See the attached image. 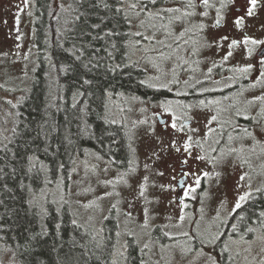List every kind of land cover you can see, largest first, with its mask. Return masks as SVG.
<instances>
[{"label": "rangeland", "instance_id": "obj_1", "mask_svg": "<svg viewBox=\"0 0 264 264\" xmlns=\"http://www.w3.org/2000/svg\"><path fill=\"white\" fill-rule=\"evenodd\" d=\"M132 3L138 0H125L124 3L132 18L129 32L140 31L155 39L129 36L128 61L143 71L148 86L163 89L168 95L154 97L127 92L108 95L107 116L125 125L130 138L129 159L114 163L98 150L84 147L82 152H76L69 167L65 169L59 165L62 169L54 177L51 168L48 166L46 170L40 161L39 165L45 168L44 179L38 189H31L30 202L43 217L50 212L56 222L61 223L71 215L93 235L88 238L95 240L98 247L102 246V253L112 257V264H127L129 251L135 244L147 264H212L211 258L218 264H264V252L260 251L264 242L257 239L264 234L260 222L264 217L256 218L258 222L247 227L256 229L255 233L240 228L249 217L255 218L254 208L240 211L235 233L231 220L239 196L245 195L250 188H259L264 176V103H247L254 96L264 95V83L255 88L251 86L257 80H264L261 76L254 80L261 70L252 54L246 56L245 52H236L234 56V51L228 48L229 40L221 42L220 47L214 43L206 46L218 41L223 32L208 35L205 30H199L201 23L205 25L210 21L202 19L198 5L195 15L189 17L184 13L193 9L186 7V0H157L156 5L149 0H139L136 10L130 9ZM221 3L212 18H216L218 9L224 11ZM68 5L66 0H55L57 32L68 23L60 16ZM145 6L146 11L136 16L135 13ZM35 8V0H0V146L9 142L19 106L35 76L39 60ZM163 8L180 11L162 14L164 19H161L156 13ZM173 17H180V20ZM141 20L144 21L142 26ZM224 33L231 38V31ZM192 38L198 57L194 59L196 65H190L192 69L189 70L184 54L192 50ZM137 40L140 41L138 45ZM230 50L232 55L225 60ZM251 62L256 67L242 72L241 69ZM218 71L221 76L215 78ZM50 79H56L53 70ZM196 92L203 94L192 101L187 95ZM62 106L56 109V114L61 112ZM238 109L243 115L251 116L249 125L247 119L236 115ZM157 111L167 116L177 112L185 119L193 118L194 122L180 132L165 131L159 126ZM212 116L217 120L212 121ZM245 128L250 136L243 131ZM189 136L192 137L190 154L183 150ZM176 147L181 150L177 152ZM197 156L205 159L198 160ZM182 158H186L185 164ZM185 173L187 179L181 187L179 178ZM242 175L244 180L240 179ZM196 177L201 180L199 187L195 184ZM142 184L146 187L144 197L139 196ZM190 188L195 191H189ZM2 199L0 195V204ZM145 208L148 209L147 227L143 226ZM111 218L115 223L108 226L106 220ZM44 230L47 231V227ZM214 235H219V239L209 244L208 239ZM225 245L228 246L226 252ZM250 246L251 253L245 251ZM78 247L75 246L72 254L64 255L68 263L85 264L88 257L80 253ZM0 263L24 264L2 239Z\"/></svg>", "mask_w": 264, "mask_h": 264}, {"label": "trees", "instance_id": "obj_2", "mask_svg": "<svg viewBox=\"0 0 264 264\" xmlns=\"http://www.w3.org/2000/svg\"><path fill=\"white\" fill-rule=\"evenodd\" d=\"M66 1L68 8L60 16L68 23L57 32L55 0H35L39 60L10 140L0 146V239L24 264H71L64 255L72 254L76 245L88 257L85 264H112V257L102 253V246L89 239L93 235L71 215L61 223L50 212L43 217L29 198L31 189L42 185L45 168L49 166L54 177L84 147L95 148L116 163L126 162V129L105 119L106 98L118 92L146 95L152 91L143 71L128 61L129 35L125 34L130 27L125 0ZM110 31L121 35H106ZM252 220L248 218V222ZM106 223L114 225L115 221L107 219ZM131 248L127 264H147L138 245Z\"/></svg>", "mask_w": 264, "mask_h": 264}, {"label": "flooded vegetation", "instance_id": "obj_3", "mask_svg": "<svg viewBox=\"0 0 264 264\" xmlns=\"http://www.w3.org/2000/svg\"><path fill=\"white\" fill-rule=\"evenodd\" d=\"M209 2H210L211 7L206 8L203 4L200 3V0H196V4L200 7L199 9H201L202 12L208 13L207 16H202L199 13V15L202 17L203 20L206 19V20L210 21V23L205 24V28H204L205 32H207L208 35L210 32H215V33L223 32L222 36H224V34H225L224 32L226 30H229V31H231V38H229V42L232 39L240 41L243 39V37L245 35L250 36L256 40L264 41V0H258V4H257L256 10H255V15L251 16V17L246 16L245 20H244V25L240 29H237L236 27L233 26V20L236 18V16H244L245 15L246 9L249 6L248 0H235L234 4H230L227 8H223L225 13H224V11L222 13L225 16V20H224L222 26L217 27V28L212 27L216 18H212L211 16L216 14L215 11L217 8H220L219 3L222 2V0H209ZM209 10H214V12L210 13ZM229 14H231V16ZM191 42H192V50L190 52L187 51V53L184 54V58H188V60H186V63L189 65V70L192 69V67L190 65H192L193 67L196 65L194 59L198 57V55L196 53L197 52L196 51V43H195L193 38L191 39ZM249 49H252L251 54L253 55V57L256 61V65L258 66L257 67L258 70H261L260 71V73H261L264 70V63H262V61H264V44H261V45L249 44L247 46L241 44L237 47L232 48L231 50L234 51V56L236 55V52H245L246 53L245 55L248 56L249 55V51H248ZM199 62L204 63V61H199ZM250 64H251V66L256 67V65H254L253 62H251ZM202 65H200V68H202ZM189 70L183 71V72H189ZM260 73L257 77L254 78V80H256L260 76ZM220 76H221V72L218 71L215 75V78H218ZM150 88L152 89V91L146 95L140 94L139 92H134V93H137V94L143 95V96H150L151 95L154 97H158L161 95H168L167 91H165L163 89H156V88H152V87H150ZM236 93H238V92H236ZM201 94H203V93L196 92V93H190L187 96L192 101H194V100L197 101ZM160 98L163 99L162 97H160ZM166 98H164L163 100H165ZM106 102H107V98H106ZM106 109L107 108L105 107V109H104L105 119L113 125L123 126V129H124L125 128L124 124L112 121L108 118ZM155 114H156L157 119L159 121V126H161L165 131H171L173 133L180 132V131H177L171 127V125L173 123L177 124V128H179L181 125H183L184 126L183 130H184V129H186V126L191 125L194 122L193 118L185 119L184 117H182L177 112L171 113L168 116L165 115L164 113L160 112V111L155 112ZM251 119H252L251 116L249 117V119H247L248 125H249V122L251 121ZM232 122H233V119H232ZM248 125H247V127H248ZM126 133H127V130H126ZM119 136H122V135H119ZM127 144L130 147V138L128 136V133H127ZM90 149L97 152L96 151L97 149H95V148H90ZM129 156H130V149H129V153H128V159H129ZM106 158H108V157L106 156ZM109 159L113 160L114 163H116L114 158L110 157ZM182 159L184 161H186V158H182ZM183 167H186V166L183 165ZM182 169L183 168L180 169L179 174H181ZM261 178L262 179H261L260 187L259 188H250L247 193H250L251 195L245 201L241 202L242 207H244L243 209L246 210L248 208H254L253 210L255 211V218L251 222L246 221L244 223V225L242 227H240L242 231H244V229L249 227V225H253L254 223H257L258 220H260L262 218V216L260 214L263 213V210H264V176H262ZM179 179H181V181L179 182V186H180V183L184 186V183H182V182H183V180L186 181V179H187L186 173L183 175V177H180ZM250 181L256 182V181H258V179H251ZM257 189H259V191H257ZM238 210L239 209H236L235 212L233 213L232 217H231V220L233 221L232 225H235V226H238V219H237L238 215H236ZM256 218H258V220H255Z\"/></svg>", "mask_w": 264, "mask_h": 264}, {"label": "snow or ice", "instance_id": "obj_4", "mask_svg": "<svg viewBox=\"0 0 264 264\" xmlns=\"http://www.w3.org/2000/svg\"><path fill=\"white\" fill-rule=\"evenodd\" d=\"M149 2L152 4V5H156L157 4V0H149ZM138 3H139V0H138ZM138 3H132L130 4V9L131 10H136L138 8ZM200 3L203 4L206 8L207 7H211L210 5V2L209 0H200ZM235 3V0H222V3H221V8H227L230 4H234ZM257 4H258V0H248V7L246 9V12H245V15L244 16H236V18L233 20V26L236 27L237 29H240L242 28V26L244 25V20H245V17H251V16H254L255 15V10H256V7H257ZM186 7L187 8H191L193 9V11L191 12H185L184 15L185 16H192V15H195V8L197 7V4H196V0H186ZM120 9H117V12H119ZM146 11V6L145 7H141L139 11H137L135 14L136 16H139L140 15V12H144ZM180 11L179 9H171V8H163V9H160L159 12L156 13L157 16H159L161 19H164V15L162 14H167V13H170V12H178ZM149 15L151 16L152 14L149 13ZM200 15L202 16H207L208 13L207 12H202L200 13ZM125 19L127 21V24L128 26L131 28L132 26V18L129 17V16H125ZM173 19L175 20H180V17H173ZM225 20V16L223 15V13L221 12L220 9L217 10V16H216V19L212 25L213 28H217V27H220L222 26L223 22ZM171 22V21H170ZM140 24L141 26L144 24V21L141 20L140 21ZM152 27H155V25H152ZM162 27H165L166 29V26H163ZM199 30L201 32H203L204 28H205V25L203 23H201L199 26H198ZM106 35L108 36H113V35H121V33H118V32H108L106 33ZM125 35H129V36H137V37H142L144 40H154L155 39V36H144L142 32L140 31H136V32H129V33H126ZM181 35H183V33H181ZM229 40V37L227 35H224V36H220L219 37V40L218 41H214V42H209L206 44V46L208 47H211L213 46V43L215 44V46L217 47H220L221 46V42L223 41H227ZM137 45L140 43L139 40H137L135 42ZM158 43H163V41H158ZM261 45V44H264V41H261V40H256V39H253L252 37L250 36H247L245 35L243 37L242 40L238 41V40H235V39H232L230 41V43L228 44V48L229 49H232L234 47H237L239 45ZM113 47H115V45H113ZM249 55L251 54V51L252 49H249ZM232 55V52L229 51L227 53V55L224 57L225 60L228 59L229 56ZM262 63H264V61H262ZM251 65H248L246 66L245 68H242L241 71L242 72H248L250 69H251ZM211 71V69L209 70ZM260 76L262 78H264V72H261L260 73ZM85 83H88V81H85ZM261 83H264V80H257L256 82H254L251 86L253 88H255L258 84H261ZM257 102H261V103H264V95H260V96H254L251 100L247 101V103L249 105H252V104H255ZM201 104H203V101H201ZM165 111H168V109H165ZM236 115L237 116H243L244 119H249L248 116L246 115H243V112L240 111L239 109L236 111ZM264 118V117H262ZM211 120L212 121H215L217 120V117L216 116H212L211 117ZM257 123H259V121H257ZM171 127L177 131H182L184 126L181 125L179 128H177V124L176 123H173L171 125ZM192 131H197L196 129H192ZM209 131H212V129H209ZM243 131L247 134V135H251V133L248 131V129H243ZM192 137L189 136L188 137V141L184 142L183 144V150L186 152V153H189L190 154V149L192 147V144L190 143ZM173 145L175 144V141L172 142ZM175 150L177 152H179L181 149L179 147H176ZM196 159L198 160H204L205 157L204 156H197ZM184 163H186V161H183ZM147 167V166H146ZM160 175H163V173H159ZM187 175V174H186ZM204 176H208V173H204L203 174ZM147 177H144V180L147 181ZM241 180H244L245 179V176H241L240 177ZM111 183V182H109ZM200 183H201V180H200V177H196V180H195V184L197 187L200 186ZM145 191H146V187L145 185H141V188H140V192H139V196L140 197H144L145 196ZM189 191L191 192H194L195 191V188H190ZM257 191H259V189H257ZM186 195L188 194L187 192L185 193ZM105 195H110V193H105ZM251 194L250 193H246L245 195H241L239 196L238 198V201L236 202L235 204V207L233 209V211H235L236 209H240L242 207V204L240 203L241 201H245ZM113 207H115V205H113ZM144 214H145V223H144V227H147L148 226V223H147V216H148V209L145 208L144 209ZM128 215L130 216L131 213H128ZM262 217H264V213H261L260 214ZM181 220L184 219L183 216L180 217ZM261 227H264V220L261 221ZM232 228H233V233H235L237 231L236 229V226L235 225H232ZM247 232L249 233H255L256 232V229L254 228H247L246 229ZM117 235H119V233H117ZM165 235L167 236L168 233H165ZM184 235H187V233H184ZM219 239V235H214V236H211L209 239H208V243L209 244H215L216 240ZM257 239H259L261 242H264V234H261V236H259ZM240 240H244V237L241 236L240 237ZM245 243H249L248 241H244ZM233 243H235V240H233ZM147 247V245H145V248ZM224 251H228V246L225 245V248H224ZM245 251L251 253L252 249H251V246L248 248V249H245ZM261 252H264V247H261L260 249ZM121 255H123V253H121ZM237 255H239V253H237ZM231 258V257H230ZM212 259V264H218V261L215 259V258H211Z\"/></svg>", "mask_w": 264, "mask_h": 264}, {"label": "water", "instance_id": "obj_5", "mask_svg": "<svg viewBox=\"0 0 264 264\" xmlns=\"http://www.w3.org/2000/svg\"><path fill=\"white\" fill-rule=\"evenodd\" d=\"M180 186H182V184L180 183Z\"/></svg>", "mask_w": 264, "mask_h": 264}]
</instances>
